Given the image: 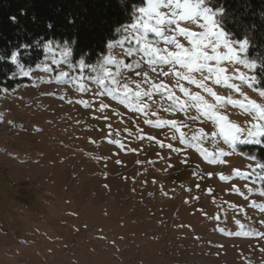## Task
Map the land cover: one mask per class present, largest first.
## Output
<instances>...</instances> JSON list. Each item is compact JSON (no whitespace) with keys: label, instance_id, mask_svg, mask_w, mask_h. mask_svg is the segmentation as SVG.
Instances as JSON below:
<instances>
[{"label":"rangeland","instance_id":"1","mask_svg":"<svg viewBox=\"0 0 264 264\" xmlns=\"http://www.w3.org/2000/svg\"><path fill=\"white\" fill-rule=\"evenodd\" d=\"M199 23L203 20L181 26L200 32ZM131 25L84 68L60 42L45 45L47 53L35 66L15 62V75L29 82L6 90L1 99L0 264H264V169L240 150L262 143L264 135L245 132L234 144L219 135L213 139L215 121L195 108L187 114L165 110L171 102L157 93L142 98L149 107L141 111L131 97L111 93L110 81L98 84L94 77L111 56L107 68L119 70L121 85L135 89L148 73L150 82L166 83L181 99L187 97L178 84L216 103L188 81L152 72ZM224 32L239 59H229L223 41L215 53L209 46L210 55L221 57L209 63L225 68L231 79L205 83L220 96L264 105L256 63ZM177 39L191 47L186 37ZM137 60L140 68L126 67ZM241 73L256 79L241 80ZM218 109L246 128L264 122L259 112L238 104ZM200 129L207 136L194 140Z\"/></svg>","mask_w":264,"mask_h":264},{"label":"snow or ice","instance_id":"2","mask_svg":"<svg viewBox=\"0 0 264 264\" xmlns=\"http://www.w3.org/2000/svg\"><path fill=\"white\" fill-rule=\"evenodd\" d=\"M161 8H167L169 12L160 11ZM223 8L213 9L207 6L206 0H147V5L139 7L136 9L137 17L135 22L130 26L136 33L132 39H135L138 44L141 45L139 49V54L141 59L146 58V62L152 66V72L157 75L168 77L172 75L179 80L188 81L191 84L202 88L205 92L210 93L216 103L208 102L201 93H192L183 84H178L180 91L184 94L187 99H181V97L176 95V92L172 87L164 82L154 83L150 82L148 78V73H143L144 80L136 82V88H130L127 83L120 84L118 77L120 75L119 70L115 73L109 71L107 68V62L113 60L114 58L109 56L105 64L100 65L103 69L102 75H97L94 77L96 82L100 85H106L109 81L113 85L109 90L111 93L122 92L124 96L131 97L130 103H132L137 109L143 111L149 107L147 103H143V97H152L153 95L159 93L162 94V99L170 101L171 104L165 110L171 109V111H180L185 114L192 108L201 112L204 116L209 117L215 121L216 131L210 133L211 137L214 139L218 135L224 140L231 143H235L241 138V134L247 132L249 136H255L257 134L264 135V122L252 124L251 128H246L241 126L236 122H230L229 118L222 114L218 106L231 104L233 106L239 105L242 109H249L252 111H257L260 113L261 121H264V105L256 103V101L247 99L245 100H235L231 97L220 96L215 93V91L209 87L205 81L214 79V82L219 85L221 83L227 82L231 77L224 75L226 72L225 68L218 67L209 63L212 60L219 62L221 57L219 53L210 55L207 49L211 46L213 52L219 46V43H223L228 47L229 59H239L236 55L237 50L232 47L231 41L226 39V33L223 28L219 25V20L217 18L218 13H223ZM24 10H21V15H25ZM13 23H18L15 16L10 17ZM200 19L203 23H199L197 26L204 29L200 32L190 31L181 26L183 21H191L197 23ZM32 20L35 21L36 17L33 16ZM69 22H72L71 20ZM175 25V27H173ZM47 27L51 29L53 27L52 22H47ZM122 30L127 29L123 26ZM149 33H154L158 38L157 40L149 39ZM166 33H172L168 35ZM177 35L186 37L191 47H185L177 39ZM40 39H43L41 37ZM125 37L124 40H128ZM124 40L118 41V43H124ZM37 43L39 42L36 41ZM130 42V41H129ZM164 44V47L159 46L160 43ZM238 44L239 51H246L248 45L250 44V39L246 36L241 41L234 42ZM53 41L48 40L47 45H52ZM169 45L174 46L175 50H170ZM30 45L21 44L16 50H14L10 56L12 62H18V57L21 54V48H27ZM134 53L133 49H128L127 55L132 56ZM81 68L87 67L83 60L80 61ZM164 66H168V71H164ZM128 69L140 68L141 61L137 60L135 65L127 64ZM159 68V71H157ZM183 69V71L181 70ZM96 72L97 69L93 68ZM207 72L208 75H204ZM193 73H200L201 79H197ZM24 75H28V72H24ZM62 76H67L68 73H61ZM137 76H141L139 71L136 72ZM241 80H255L256 77H246L242 73L239 76ZM151 83V87L147 90L141 88V84ZM232 88L236 92H240L241 89L238 85L232 84ZM81 91L85 89L81 86ZM259 95L264 97V90L259 91ZM172 105H175L173 108ZM163 107V105H160ZM198 119V117H194ZM164 123H169L173 127L176 126L175 121H165ZM180 135L183 137L184 133L181 132ZM207 136L204 129L199 130V134H194V140H201ZM259 142V141H256ZM171 147V145H169ZM257 167L264 169V165H258ZM223 179V176H221Z\"/></svg>","mask_w":264,"mask_h":264},{"label":"trees","instance_id":"3","mask_svg":"<svg viewBox=\"0 0 264 264\" xmlns=\"http://www.w3.org/2000/svg\"><path fill=\"white\" fill-rule=\"evenodd\" d=\"M146 0H0V106L6 90H13L26 77L15 75L16 65L10 56L21 44L18 59L35 66L46 55L48 40L66 43L74 60L91 65L108 52L109 43L120 37L121 26L133 24L136 9ZM218 13L220 25L236 41L246 36L249 58L256 63L257 86L264 90V0H206ZM24 10L25 15H21ZM15 16L18 23L10 17ZM36 20L33 21L32 17ZM72 22H69V21ZM52 22L49 29L47 22ZM43 37V39H40ZM39 42L37 43L36 41ZM240 150L264 165L262 143L241 147ZM264 190V178L261 180Z\"/></svg>","mask_w":264,"mask_h":264}]
</instances>
